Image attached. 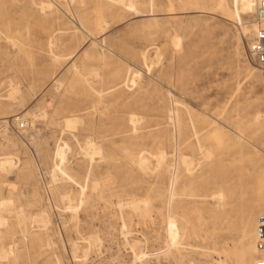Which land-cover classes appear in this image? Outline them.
Instances as JSON below:
<instances>
[{
    "label": "rangeland",
    "instance_id": "rangeland-1",
    "mask_svg": "<svg viewBox=\"0 0 264 264\" xmlns=\"http://www.w3.org/2000/svg\"><path fill=\"white\" fill-rule=\"evenodd\" d=\"M227 1L0 0V264L264 261L256 8Z\"/></svg>",
    "mask_w": 264,
    "mask_h": 264
},
{
    "label": "bare ground",
    "instance_id": "bare-ground-1",
    "mask_svg": "<svg viewBox=\"0 0 264 264\" xmlns=\"http://www.w3.org/2000/svg\"><path fill=\"white\" fill-rule=\"evenodd\" d=\"M114 1V0H113ZM117 2H119V1H117ZM234 8H233V14L234 15H238L239 14V12H241V13H251V12H253V11H255V8H256V13H257V5H258V0H234ZM120 4V3H119ZM121 4H122V2H121ZM217 4H220L221 5V7H223V8H225L228 12L230 11V9H229V7H228V1L227 0H217ZM128 5V4H127ZM143 5V4H142ZM47 6H49V4L47 5ZM125 5H123V7H124ZM129 6V5H128ZM129 8H130V6H129ZM134 11V10H133ZM232 14V13H231ZM244 24V23H243ZM256 24V23H255ZM239 31V30H238ZM256 32H257V27L255 28L254 27V32H253V36H252V39H251V41H250V43H249V45H251L253 42H254V40H255V37H256ZM240 36V35H239ZM48 45H49V42H48ZM72 55V54H71ZM143 61V60H142ZM153 64V63H152ZM248 71H249V73H251V74H253L252 72H251V69H248ZM140 72V71H139ZM133 75V74H132ZM57 76V75H56ZM14 86V85H13ZM18 92V87H15L14 86V88L11 90V92H10V96H13V95H15V93H17ZM14 97V96H13ZM10 98V97H9ZM12 98V97H11ZM175 113V112H174ZM175 115V114H174ZM131 119V118H130ZM75 120V119H74ZM132 122V121H131ZM85 144H87L86 142H85ZM84 150L86 151V152H84V153H87L89 156H93L94 154H96L97 153V151H96V149L93 147V144L92 145H88L87 147H85L84 148ZM83 150V151H84ZM199 150V149H198ZM147 153V152H146ZM208 153V152H207ZM163 156H165V155H163V153H161L160 155H157V161L158 162H160L162 159H163ZM207 157V156H206ZM142 161H144L143 159H140V162H142ZM11 162H12V160H8V161H6L5 163L6 164H10L11 165ZM143 164V163H142ZM58 166V165H57ZM171 182V181H170ZM173 182L171 183V189H170V191H172V187H173ZM171 193V192H170ZM171 195V194H170ZM174 196V195H173ZM211 196H213V195H211ZM169 197H172V195L171 196H169ZM71 203V202H70ZM68 207V206H67ZM68 209V208H67ZM75 210V209H74ZM39 220H42V226L43 227H46L47 226V224H48V221L45 219V220H43L42 218L41 219H39ZM38 220V221H39ZM169 221H171V218H170V220ZM173 221V220H172ZM171 221V222H172ZM41 222V221H40ZM169 226H170V224H169ZM171 227V226H170ZM170 227H169V230H170ZM168 235L170 236V238H171V240L173 241V238H174V233L172 232V230H170V231H168ZM254 233V232H253ZM99 241V240H98ZM132 242H134V240L132 241ZM251 242L252 241H250V240H243V243H244V246L241 248V250H240V254H239V258L241 259V261H242V264H251L252 262V244H251ZM138 243V242H137ZM137 243L136 244H132V248L133 247H135L134 245H137ZM92 244H93V242H92ZM49 245V244H48ZM134 249V248H133ZM261 250V249H260ZM1 251V253L0 254H5V251H2V250H0ZM142 253V252H141ZM142 255H145V254H142ZM140 256V255H139ZM140 258V257H139ZM4 260H6V259H4ZM259 261H262V260H257V261H255V263L254 264H258V262Z\"/></svg>",
    "mask_w": 264,
    "mask_h": 264
},
{
    "label": "built area",
    "instance_id": "built-area-1",
    "mask_svg": "<svg viewBox=\"0 0 264 264\" xmlns=\"http://www.w3.org/2000/svg\"><path fill=\"white\" fill-rule=\"evenodd\" d=\"M255 23L256 37L254 42L248 46V53L256 65L264 70V0H258ZM24 126L25 123L21 122L20 127L24 128ZM256 237L257 247L264 250V216L257 219ZM258 264H264V261H259Z\"/></svg>",
    "mask_w": 264,
    "mask_h": 264
}]
</instances>
